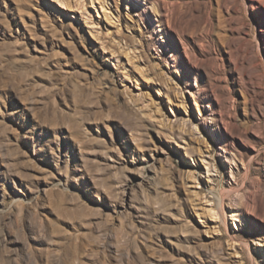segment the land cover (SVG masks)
<instances>
[{
	"label": "rangeland",
	"instance_id": "rangeland-1",
	"mask_svg": "<svg viewBox=\"0 0 264 264\" xmlns=\"http://www.w3.org/2000/svg\"><path fill=\"white\" fill-rule=\"evenodd\" d=\"M0 264H264V0H0Z\"/></svg>",
	"mask_w": 264,
	"mask_h": 264
},
{
	"label": "bare ground",
	"instance_id": "bare-ground-1",
	"mask_svg": "<svg viewBox=\"0 0 264 264\" xmlns=\"http://www.w3.org/2000/svg\"><path fill=\"white\" fill-rule=\"evenodd\" d=\"M221 213L223 214V216H225V212H224V210L222 209V207H221Z\"/></svg>",
	"mask_w": 264,
	"mask_h": 264
}]
</instances>
